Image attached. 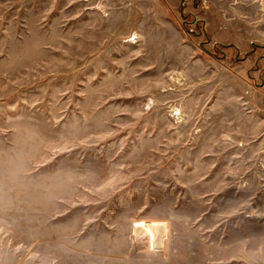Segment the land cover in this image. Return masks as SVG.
Masks as SVG:
<instances>
[{
    "label": "rangeland",
    "instance_id": "1",
    "mask_svg": "<svg viewBox=\"0 0 264 264\" xmlns=\"http://www.w3.org/2000/svg\"><path fill=\"white\" fill-rule=\"evenodd\" d=\"M0 264H264V0H0Z\"/></svg>",
    "mask_w": 264,
    "mask_h": 264
},
{
    "label": "bare ground",
    "instance_id": "2",
    "mask_svg": "<svg viewBox=\"0 0 264 264\" xmlns=\"http://www.w3.org/2000/svg\"><path fill=\"white\" fill-rule=\"evenodd\" d=\"M154 224V223H153ZM145 226V225H144ZM146 227H148V226H146ZM165 230V229H164ZM149 232V231H148ZM165 232V231H164ZM150 236H152L151 237V240H153L154 238V230L152 229V231H150V235H149V238H150ZM160 244H161V241H160Z\"/></svg>",
    "mask_w": 264,
    "mask_h": 264
},
{
    "label": "built area",
    "instance_id": "3",
    "mask_svg": "<svg viewBox=\"0 0 264 264\" xmlns=\"http://www.w3.org/2000/svg\"><path fill=\"white\" fill-rule=\"evenodd\" d=\"M137 226V225H136ZM137 227H139V226H137Z\"/></svg>",
    "mask_w": 264,
    "mask_h": 264
}]
</instances>
